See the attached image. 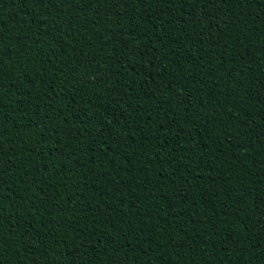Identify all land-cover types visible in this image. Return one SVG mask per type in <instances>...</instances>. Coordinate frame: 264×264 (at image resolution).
Returning <instances> with one entry per match:
<instances>
[{
    "label": "trees",
    "instance_id": "1",
    "mask_svg": "<svg viewBox=\"0 0 264 264\" xmlns=\"http://www.w3.org/2000/svg\"><path fill=\"white\" fill-rule=\"evenodd\" d=\"M0 264H264V0H0Z\"/></svg>",
    "mask_w": 264,
    "mask_h": 264
}]
</instances>
